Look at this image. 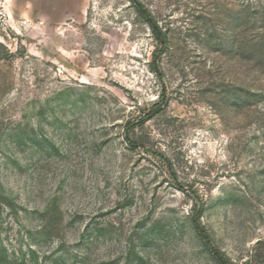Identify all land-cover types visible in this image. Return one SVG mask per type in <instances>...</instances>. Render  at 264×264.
Masks as SVG:
<instances>
[{
	"label": "rangeland",
	"instance_id": "1",
	"mask_svg": "<svg viewBox=\"0 0 264 264\" xmlns=\"http://www.w3.org/2000/svg\"><path fill=\"white\" fill-rule=\"evenodd\" d=\"M138 1L0 0V264H264V0Z\"/></svg>",
	"mask_w": 264,
	"mask_h": 264
},
{
	"label": "trees",
	"instance_id": "2",
	"mask_svg": "<svg viewBox=\"0 0 264 264\" xmlns=\"http://www.w3.org/2000/svg\"><path fill=\"white\" fill-rule=\"evenodd\" d=\"M132 2L135 5L138 12L144 17L146 22L150 25V27L152 28L156 38L163 45L164 44L163 33L159 30V28L157 27V25H156L155 21L153 20V18L151 17V15L145 10V8L141 4V2H139L138 0H132ZM157 55H158L157 53L154 54V61H155V59H157V57H158ZM157 107H158V104L155 105L150 110V115L156 111ZM130 143L132 145H135L132 142H130ZM198 217H199L198 215L194 216V219H193L194 227H195L196 231L198 232L199 236L202 238V240L205 242V244L209 247V250L214 255V257L217 259L218 263L219 264H232L226 257H224L222 254H220V252H218L215 248H213L210 245L209 236H208L206 230L204 229L203 225L200 223Z\"/></svg>",
	"mask_w": 264,
	"mask_h": 264
}]
</instances>
